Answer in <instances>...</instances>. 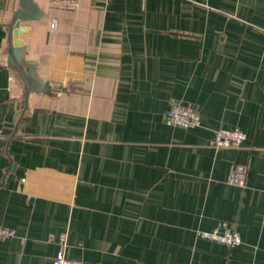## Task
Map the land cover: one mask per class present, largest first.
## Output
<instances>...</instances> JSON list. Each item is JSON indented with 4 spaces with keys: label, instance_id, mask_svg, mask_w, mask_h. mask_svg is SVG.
I'll use <instances>...</instances> for the list:
<instances>
[{
    "label": "crops",
    "instance_id": "obj_1",
    "mask_svg": "<svg viewBox=\"0 0 264 264\" xmlns=\"http://www.w3.org/2000/svg\"><path fill=\"white\" fill-rule=\"evenodd\" d=\"M52 1L20 23L51 90L26 98L0 0V264H264V0ZM176 105L199 125H166ZM221 128L245 142L214 149ZM223 225L238 247L198 237Z\"/></svg>",
    "mask_w": 264,
    "mask_h": 264
},
{
    "label": "built area",
    "instance_id": "obj_2",
    "mask_svg": "<svg viewBox=\"0 0 264 264\" xmlns=\"http://www.w3.org/2000/svg\"><path fill=\"white\" fill-rule=\"evenodd\" d=\"M51 5L65 10H74L77 8V0H54ZM54 27L53 25L51 26ZM164 122L168 126L184 129L194 128L199 125L198 112L190 105H176L171 107L164 117ZM246 140V135L238 129H218L214 132L209 145L214 149L238 148ZM246 169L242 165L234 166L227 177V184L242 188L245 184ZM23 181V180H22ZM210 232H198V237L222 244L227 248H236L241 244L239 234L223 225ZM14 236V231L0 228V240L9 239ZM64 236L61 237V245L64 246ZM52 264H81L79 261L70 260L65 257L64 252L59 250Z\"/></svg>",
    "mask_w": 264,
    "mask_h": 264
},
{
    "label": "water",
    "instance_id": "obj_3",
    "mask_svg": "<svg viewBox=\"0 0 264 264\" xmlns=\"http://www.w3.org/2000/svg\"><path fill=\"white\" fill-rule=\"evenodd\" d=\"M20 9L13 13L10 22L7 24L8 29V60L10 66H14L23 83L26 98L30 92L49 94L51 90L47 84L42 83L36 76L34 66L27 64L25 69L23 64L25 61L21 57L22 40L18 35L24 34L26 28L20 23L39 20L42 16L39 8L34 4L33 0H19Z\"/></svg>",
    "mask_w": 264,
    "mask_h": 264
},
{
    "label": "trees",
    "instance_id": "obj_4",
    "mask_svg": "<svg viewBox=\"0 0 264 264\" xmlns=\"http://www.w3.org/2000/svg\"><path fill=\"white\" fill-rule=\"evenodd\" d=\"M213 134H214V133H213ZM212 138H213V136H212ZM212 138H211V139H212Z\"/></svg>",
    "mask_w": 264,
    "mask_h": 264
}]
</instances>
